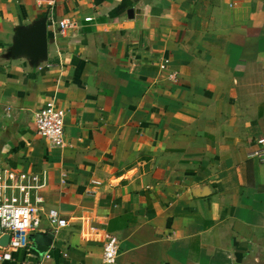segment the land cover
Returning a JSON list of instances; mask_svg holds the SVG:
<instances>
[{
	"label": "crops",
	"instance_id": "1",
	"mask_svg": "<svg viewBox=\"0 0 264 264\" xmlns=\"http://www.w3.org/2000/svg\"><path fill=\"white\" fill-rule=\"evenodd\" d=\"M43 20L47 54L16 56ZM48 105L61 146L36 132ZM262 139L264 0H0V162L48 169L55 263L104 264L110 234L116 264H264Z\"/></svg>",
	"mask_w": 264,
	"mask_h": 264
},
{
	"label": "built area",
	"instance_id": "2",
	"mask_svg": "<svg viewBox=\"0 0 264 264\" xmlns=\"http://www.w3.org/2000/svg\"><path fill=\"white\" fill-rule=\"evenodd\" d=\"M91 19L88 18L87 21ZM55 35L63 36L76 23L63 19L53 21ZM66 112L55 109L52 105L38 110L33 116L37 135L53 146H61L65 142ZM259 143L264 145V139ZM264 162V150L257 152ZM49 171L41 169L37 172H18L4 169L0 162V259L12 261L16 252H23L27 258L21 264H57L53 261L52 252L40 254L34 240L39 233L42 217H46L50 233L56 235L69 226L68 221L55 209H48L42 195L48 186ZM120 252V240L116 236L107 235L104 246V264H116Z\"/></svg>",
	"mask_w": 264,
	"mask_h": 264
},
{
	"label": "water",
	"instance_id": "3",
	"mask_svg": "<svg viewBox=\"0 0 264 264\" xmlns=\"http://www.w3.org/2000/svg\"><path fill=\"white\" fill-rule=\"evenodd\" d=\"M129 16L133 18L134 11L131 9L128 12ZM27 49L30 58L40 59L45 56L48 51V32L46 20L36 26L22 29L18 32V37L15 44V55L18 56ZM34 240L37 249L40 252H46L54 241V235L51 233H37L34 235Z\"/></svg>",
	"mask_w": 264,
	"mask_h": 264
}]
</instances>
